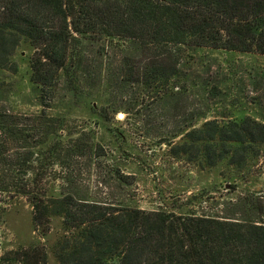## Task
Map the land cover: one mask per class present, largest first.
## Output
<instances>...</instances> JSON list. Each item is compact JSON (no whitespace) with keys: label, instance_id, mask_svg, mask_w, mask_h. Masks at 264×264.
I'll return each mask as SVG.
<instances>
[{"label":"trees","instance_id":"obj_1","mask_svg":"<svg viewBox=\"0 0 264 264\" xmlns=\"http://www.w3.org/2000/svg\"><path fill=\"white\" fill-rule=\"evenodd\" d=\"M22 39L34 48L30 81L43 105L53 106L62 86L74 96L96 93L98 99L124 88L128 105L108 101L98 116L106 119L117 106L146 116L175 82L189 79L181 70L189 62L185 56L264 54V0H0V68L16 71L12 56ZM129 45L136 54L98 71L113 47ZM59 121L51 131L39 130L42 147L36 152L21 144L28 131L0 119V195L26 196L42 235L51 216L62 217L67 233L54 248L57 264H264V214L240 219L147 210L68 190L47 196L49 184L66 177L68 157L92 149L84 139H57ZM185 136L174 153L195 148L208 167L224 160L243 165L264 144V122L204 117ZM2 259L47 264L39 247L9 251Z\"/></svg>","mask_w":264,"mask_h":264},{"label":"rangeland","instance_id":"obj_2","mask_svg":"<svg viewBox=\"0 0 264 264\" xmlns=\"http://www.w3.org/2000/svg\"><path fill=\"white\" fill-rule=\"evenodd\" d=\"M111 50L98 71L104 72L106 64L117 66L123 56L137 52L133 45ZM33 54V46L22 39L12 56L16 71L0 68V119L31 134L21 143L26 149L39 152V130H53L57 119V139L70 143L84 139L92 147L68 157L66 177L51 182L47 196L68 190L80 198L147 210L240 219L263 216L264 144L243 165L224 160L214 167L204 165L195 148L192 154L174 153L172 148L185 144L188 129L199 126L204 117L250 116L264 122V54L206 51L185 56L189 62L181 70L189 79L185 84L175 82L176 87L146 116L119 108L130 100L124 88L98 99L96 93L74 96L62 86L55 104L43 105L30 81ZM108 101L119 106L106 119L100 118ZM120 175L129 176L128 181ZM32 218L33 207L26 196L0 195V264H23L2 256L33 247L46 252L47 264H57L54 248L67 233L62 217L51 216L46 235L35 228Z\"/></svg>","mask_w":264,"mask_h":264}]
</instances>
